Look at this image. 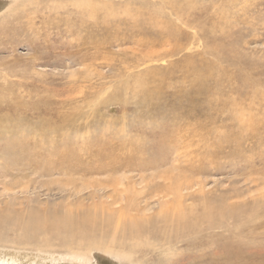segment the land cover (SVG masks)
Instances as JSON below:
<instances>
[{"label":"rangeland","instance_id":"1","mask_svg":"<svg viewBox=\"0 0 264 264\" xmlns=\"http://www.w3.org/2000/svg\"><path fill=\"white\" fill-rule=\"evenodd\" d=\"M250 240L264 0H0V264H264Z\"/></svg>","mask_w":264,"mask_h":264},{"label":"bare ground","instance_id":"2","mask_svg":"<svg viewBox=\"0 0 264 264\" xmlns=\"http://www.w3.org/2000/svg\"><path fill=\"white\" fill-rule=\"evenodd\" d=\"M180 47V46H179ZM176 49V48H175ZM173 51V50H172ZM160 56V55H159ZM241 120V119H240ZM54 153V152H53ZM182 157V156H181ZM175 160V159H174ZM102 163V162H101ZM138 165V164H137ZM99 167H100V165H99ZM103 168V167H102ZM101 168V169H102ZM112 169V168H111ZM193 171V170H192ZM191 171V172H192ZM161 177V176H160ZM197 180V179H196ZM169 186V185H168ZM179 197V196H178ZM176 202V201H175ZM178 203V202H177ZM220 207V206H219ZM225 207V206H224ZM178 208V207H177ZM234 208V207H233ZM210 210V209H209ZM208 210V211H209ZM220 210V209H219ZM232 212L233 213H231L232 214V217L234 216V211L232 210ZM124 213V212H123ZM229 215V214H228ZM80 216V215H79ZM226 217H228L227 215H225ZM75 217H77V216H75ZM82 218H83V216H81ZM80 217V218H81ZM85 217V216H84ZM93 217V216H92ZM95 217V216H94ZM230 217V216H229ZM80 218H79V220L77 221V220H73L72 219V217L70 216V215H68V216H65V217H63L62 218V220L60 219V220H57V219H53V220H51V221H49V224H47V227L45 228V229H50L52 232H53V230H55V229H57L58 231H62V228H63V226L67 223L68 225H71L72 224V229H74V230H76V232H82L83 230H85V229H88V228H90V230H94L95 229V227H94V225H93V219H89L87 222H86V220H87V218L85 217V219H81L80 220ZM91 218V217H90ZM98 218V217H97ZM122 218L120 217V218H118V221H117V227H121L122 225H124V220H121ZM236 219V218H235ZM98 220H99V218H98ZM95 221V220H94ZM102 221V220H101ZM235 221V220H234ZM106 222V221H105ZM97 224V223H96ZM99 224V223H98ZM101 224H105L104 222H102ZM110 224V223H109ZM106 225V224H105ZM105 225H103V227L105 226ZM126 225H127V223H126ZM96 227H97V225H95ZM102 226V225H101ZM109 227V226H108ZM114 227V226H113ZM223 227V226H222ZM67 228V227H66ZM98 228H99V226H98ZM125 228H126V226H125ZM133 228V227H132ZM221 228V227H220ZM113 229V228H112ZM49 230V231H50ZM98 230V229H97ZM101 230H102V228H101ZM119 230V229H118ZM122 230V229H121ZM124 230H126V229H124ZM137 230V229H136ZM99 231H100V229H99ZM106 231H109V230H106ZM113 231V230H112ZM226 230H224V232H225ZM124 232H126V231H124ZM69 233V232H68ZM90 233V232H89ZM139 233H141L139 230H137V232H135V233H133V234H136L135 236H137ZM227 233V232H226ZM225 233V234H226ZM230 233V232H229ZM60 234V233H59ZM58 234V235H59ZM107 234V233H106ZM126 234V233H125ZM132 233H131V236L133 235ZM54 235V234H53ZM56 235V234H55ZM126 235H129V234H126ZM69 236V235H68ZM130 236V235H129ZM129 236H127V238H129ZM134 236V235H133ZM224 236V235H223ZM107 237V236H106ZM55 238V237H54ZM78 238V237H77ZM219 238V237H218ZM235 238V237H234ZM97 239V238H96ZM72 240V239H71ZM86 240V239H85ZM239 240V239H238ZM252 240H254V239H252ZM68 241V240H67ZM93 241V240H92ZM66 242V241H65ZM88 242V241H87ZM98 242V241H97ZM111 242H112V240H111ZM262 242H264L263 240H262ZM94 243V242H93ZM103 243H104V241H103ZM251 243V240L249 241V243L248 244H245V245H243V246H238V247H236V251H237V253H238V251H240L241 253H245V252H253V253H257L258 255H259V258L260 259H264V244H250ZM63 244V243H62ZM91 244V243H90ZM64 245V244H63ZM133 245V244H132ZM68 247V246H67ZM91 247V246H90ZM104 247H106L107 248V246H105L104 245ZM94 248V247H93ZM100 248V247H99ZM136 248V247H135ZM68 249H70V250H73V249H75V248H71V247H68ZM85 249V248H84ZM233 249V248H232ZM101 250H103V248L101 249ZM224 250V249H223ZM88 251H90V250H88ZM88 251H86V252H88ZM108 251V250H107ZM187 251V250H186ZM225 251H228V250H225ZM230 251V250H229ZM232 251V250H231ZM235 251V252H236ZM209 252V251H208ZM223 252L224 251H222V248H211L210 249V252L208 253L209 255H208V259L206 260V259H204L205 257H206V255H204L205 257L203 258L205 261H203L202 263H197V264H209V263H213V262H215V264H222L221 262H223V260H224V258H225V255L223 254ZM83 253H85V251H83ZM191 253V252H190ZM228 253V252H227ZM226 253V254H227ZM81 254V253H80ZM109 254H110V252H109ZM179 254V253H178ZM188 254V253H187ZM78 255V254H77ZM82 255H85V254H82ZM114 255V254H113ZM124 255V254H123ZM173 255V254H172ZM228 255V254H227ZM235 255H237V254H235ZM128 256V255H127ZM174 256V255H173ZM183 256V255H182ZM185 256V255H184ZM193 256V255H192ZM170 257V256H169ZM125 258V256L123 257V259ZM131 258V257H130ZM130 258H128L129 259V261H130ZM185 258V257H184ZM179 259V258H178ZM181 259V258H180ZM193 259V258H192ZM192 259H190V260H192ZM210 260V261H209ZM129 261H128V263H129ZM139 261V260H138ZM184 261V260H183ZM196 261V260H195ZM206 261H209V262H206ZM127 262V261H126ZM173 262V261H172ZM201 262V261H200ZM228 262V261H227ZM132 263V262H131ZM178 263V262H177ZM189 263H191L190 261H189ZM195 263V262H194ZM233 264H237V262H235V260L232 262ZM227 264V263H226Z\"/></svg>","mask_w":264,"mask_h":264}]
</instances>
